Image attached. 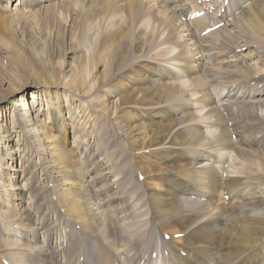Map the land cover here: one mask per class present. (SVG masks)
Masks as SVG:
<instances>
[{
    "label": "bare ground",
    "instance_id": "obj_1",
    "mask_svg": "<svg viewBox=\"0 0 264 264\" xmlns=\"http://www.w3.org/2000/svg\"><path fill=\"white\" fill-rule=\"evenodd\" d=\"M188 1L0 0V58L19 49L16 15L39 16L38 10L52 9L62 21L59 38L66 36L72 44L75 30L83 35L72 50L59 49L56 61L26 67L27 77L16 89L0 78V111L6 110L0 117V264H264L256 254L258 242L264 241V221L234 215L249 198L242 173L247 162L256 169L251 176L264 178V111H256L264 108V0ZM194 13L199 14L187 19ZM228 25L231 29L222 34ZM237 34L244 39L231 45ZM90 38L95 39L92 52ZM227 45L235 51L232 56ZM95 65L104 71L93 73ZM225 72L231 81L217 82L226 90L214 93L216 80L208 73ZM26 91L35 92L30 103L22 99ZM219 92L225 102L214 101ZM104 127L120 140L128 159H138L128 163L127 171L142 176L136 185L146 199L139 215H147L162 233L153 250L146 242L148 249L131 258L110 242L118 226L111 219L101 226V204L91 201L94 176L83 166L91 144L98 148L100 139L106 142ZM12 142L22 145L20 168L15 162L20 149H13ZM98 162L108 169V176H99L107 182V194L118 190L125 175L109 168L103 157ZM41 172L50 180L57 217L63 218L58 227L49 224L47 205L38 199L33 176ZM52 180L61 186L55 188ZM56 191L64 199L57 200ZM182 198L199 205L197 215L185 211V225L178 217ZM134 206L120 208L123 223L131 213L138 217ZM33 207L40 209L37 216ZM173 223H180L178 238L170 232ZM61 229L66 247L55 238L50 243ZM236 254L239 261L229 263L227 257Z\"/></svg>",
    "mask_w": 264,
    "mask_h": 264
},
{
    "label": "rangeland",
    "instance_id": "obj_2",
    "mask_svg": "<svg viewBox=\"0 0 264 264\" xmlns=\"http://www.w3.org/2000/svg\"><path fill=\"white\" fill-rule=\"evenodd\" d=\"M184 1L189 2L188 0H184ZM195 1H197V0H194V1L191 0L190 2H195ZM13 6L14 5L12 4L11 8H13ZM224 9H225V11H227V13H230V11H229V10H231L230 6H229V8H224ZM224 9L222 8L221 11H223ZM51 10L52 9H49L48 13L43 14L44 13L43 10L40 9V10H38V12H40L39 16L32 15V14L28 15L27 17H26V15H18V16L16 15V17L14 19V26H16V28L18 30V35L20 36L19 37V39H20L19 49L18 50L12 49L10 52L5 53L4 57L0 58V78L4 79V81H6L11 88L16 89L18 82L21 79L27 77V71L29 68H31V67H33L35 69L40 68L42 66L43 61L44 62H48L47 60L56 61V57L58 55L57 51L59 49H61L62 47H65V52H67L68 50H72L74 47H76L77 44L83 42V39L81 37L83 35L80 34L77 30H75V32H74L72 44H69V43L67 44L66 36H65V39L59 38V36H60L59 34L62 30V27H61V25H59L58 22H60L61 19L58 18V16H56V13H52ZM72 12L74 13L75 11H72ZM71 15H73V14L71 13ZM71 15H69V17H68V23H70V20H71L70 16ZM184 19H185L184 16H182L181 20L184 21ZM226 28L227 29H224L221 31L222 34L231 29L229 27V25ZM1 31H2V29H1ZM228 34H230V33L224 34L225 35L224 37L225 38L228 37ZM233 37L234 38H232L230 41L231 45H236L237 42H241L244 39V37L242 35H239V34H237L236 37H235V35H233ZM91 38L88 40V42L91 45L90 46L88 45V46L90 47L89 49L92 52L95 49V39H91ZM85 42H87V41H85ZM261 46H262L261 44H256V47L258 49H260ZM228 47H229V45H227L226 50H227L228 54L232 56L235 51L234 50L229 51V49H227ZM86 50H87V48H86ZM204 54H208V51L206 52V50H205ZM149 55H150V53H148V55H147V53H144V55H141V56H149ZM205 61H207L206 58H204V62ZM1 65L4 66V69H2ZM26 67H27V71L25 69ZM235 69H239V67L236 66ZM100 71H104L103 65H100V66L95 65L92 68L93 73L99 74ZM247 71H249L248 67H246V72ZM208 74H213V76L216 80L215 82H213L211 84L210 90L214 91V93H217V91H221V93H224L226 90L225 89L226 86H223L222 84H219V83L224 84V83L230 82L232 75L228 74L227 72L222 73L221 75L215 74V73H208ZM206 77H210V76L207 75V73H206ZM217 82H219V83H217ZM229 84H231V83H229ZM233 86H235V85H233ZM0 91H2L1 85H0ZM33 92L34 91H26V95L24 94L25 96H23V98H22V94H19L18 98H19V100L21 98L24 99V101L27 100L28 103H30V101L33 99L32 98ZM218 94L219 95L215 97L214 101L217 103L225 102V100L222 101L220 99L221 98L220 92ZM36 100H38V99H36ZM4 111H6V110H4ZM256 111L263 113L264 108L258 106V107H256ZM3 112L0 111V113H1L0 117L2 116ZM223 115H225V117H228V115H226V111L223 112ZM236 117L238 118L239 116L237 115ZM6 118L10 121V122L8 121V123L13 122L11 116L7 115ZM229 123L231 124V122H229ZM104 128H102V129H104ZM110 134L111 133L107 128H105L103 130V132L101 130V135L102 136L104 135V137L107 140H106V142H105V140H103V142H105L103 144V142L101 143V139H100V143L98 144V148H97V146L95 147L96 142H93L91 144L92 145V148H91L92 154H90V156H89V160H88L89 162L83 166H84L85 171L90 170V172H92L94 179H95V180L91 179V181L89 182V185H91V186L93 185L94 188L96 189L94 191H90L92 193L91 201H93L96 204H101V207L97 209L100 213V214L98 213V215L104 216V217H102L103 223L101 226L102 227L104 226V228H105L107 226L106 224H108V219H111V221L113 223H115V225L118 226V230L116 232H114L109 237L110 242L112 243V245L114 247H117L120 249L122 256L131 258L133 255L138 254V253H143L145 250L148 249V244H146V242L152 243L150 248L153 250L155 248L156 242L162 238V233L158 228L153 227L152 224H150L148 222L147 215H143V216L139 215L140 209H141L140 207L144 204L145 199H146V194L143 192L140 185H138V186L136 185V183L141 184L143 182V180L141 179L142 176L138 178L136 173H135L136 172L135 170L133 171V173L131 175H129V173L127 171L128 163H134V162L138 161V159L133 158L134 161H133V159L132 160L128 159L125 151H122V149H121V145L119 144L120 140H116L118 138H116L115 136L113 137ZM69 138H71V140H72L71 136L68 137V139ZM232 138H234V135ZM12 143H11V145H12L13 149H16V148L20 149V151L16 152L17 157H16V161H15L16 162V168H20L21 163L18 161V159H19L18 155H19V153L21 154L22 145L17 147V144H15V142H12ZM261 147H263V146H261ZM111 148H113V149H111ZM86 151L87 150H85L84 152H86ZM119 153H120V155H119ZM102 157L105 159L109 168H111V169L116 168L125 175L123 183L122 184H116V186L117 185L120 186L119 189L118 190L117 189L110 190V194H107V191H106V190H108L107 182L103 183V180L101 178H99V176L101 174H104L105 176H108V174H109L108 169H105L104 165L101 164V162H98L99 160H101ZM182 159L187 160V157L182 158ZM115 163H117V165H115ZM247 165H248V167H245V169H246L245 172H242V173L245 177L247 176L246 178H244L246 181V184H245V186H243V188L248 187V186L250 187V189L248 191L249 194L244 193L249 198L246 199L244 202H242V204H240L239 207L237 206L238 209L236 208L234 215H236V217L238 215V218H239V216H242V217L257 221V222H263L264 221V206H263L264 201H262V202L258 201V200L253 201V200H250V198L255 197L256 199H258V196L261 198H264V178L255 177V175H253V174L252 175L254 177L251 176V173H254V171L256 172V169L254 168L253 165L251 166L249 162H247ZM95 167H99L101 170V173H99V174L95 173L94 172ZM248 174H250V175H248ZM17 176H20L19 179H21V174L19 172H18ZM89 178H91V176ZM33 179H34V184L37 185L36 187H37V191L39 193L38 199H40L41 202H44L43 206L47 205L43 209L44 215L50 217V222H49L50 225H53V226L57 225V227H58V225L62 224L60 220H63V218L59 219L57 217L56 212H55L57 209L54 207V203L51 200V190L49 188L50 180L42 172L39 173L38 175L34 174ZM259 179H260V181H259ZM256 180H258V181H256ZM19 182H20V185L25 184L24 180H20ZM257 182L260 184H257ZM52 183L55 185V188L57 186H61L60 183L54 182L53 180H52ZM98 184H99V186H98ZM39 189H40V192H39ZM121 189H123V190H121ZM99 193H100V195H99ZM250 193H252V194H250ZM97 194H98V196H97ZM126 194L129 196H126ZM43 195H44V197H43ZM56 195H57V200L60 198L64 199L63 195L61 193H58V191H56ZM27 196H28V192H24L22 197H23V200H26V202L28 200ZM41 196H42V199H41ZM34 200H35V197H34ZM111 203L112 204L114 203V204L112 205ZM245 203H246V205H245ZM104 205H105V208H103ZM120 205H121V207H120ZM133 205H135L134 207H135L136 213H137L139 218L136 217L134 213H131L130 214L131 218L128 219L130 221V222L128 221L129 224L128 223L125 224V223H123V222H125V219L123 217L120 218V216H122V214H120L119 211L122 209V206L128 208V207H131ZM109 206H110V208H109ZM198 206L199 205L196 203L195 200L191 201V200H188L186 198H182L179 201V203H178V212H179L178 217L181 220H183L184 225L187 224V222H188V219L184 215L185 211L187 209H192V210H195V212H196L195 213L194 211H192V213L197 215L198 214V212H197ZM242 209H243V211H242ZM30 210L32 211L34 216H37L38 214H36V213H38L40 211L39 208H34V207H33V209H30ZM107 210L110 211L111 217L109 216V212H107ZM106 215H108L109 217L108 216L106 217ZM116 215H117V217H115ZM118 217H119V219H118ZM113 219H115V220L117 219V220L115 221ZM126 222H127V219H126ZM152 222H154V221H152ZM132 223H134V226H130V225H132ZM15 226L16 225H13L11 229L15 230L16 229ZM119 226H120V228H119ZM127 228L131 229V230H128ZM132 228H133V230H132ZM119 229H120V231H119ZM76 230H79L78 227H76ZM127 230H128V233L126 232ZM179 231H180V223H173L172 224V230L170 231L171 234H175ZM64 233H65L64 230H62L61 232H58L57 235L50 237V243H52L53 238H55L54 242H57L56 244L58 246L59 245L64 246L66 244V240L64 239L65 238ZM38 234H39L38 235L39 237H40V235H43L40 231L38 232ZM221 234L222 235L224 234V230L221 231ZM108 236L109 235L105 233V237H108ZM167 237H168V239L170 238V236L166 234L165 239H167ZM258 244H259V246H258L259 250L256 252V254L260 258V260L262 262H264V241H259ZM64 247H66V246H64ZM251 251H249V254ZM240 253H242L244 256V252H240ZM60 254H61V258H64L67 255L65 252H60ZM244 257L246 260V256H244ZM234 260L239 261L237 258V254L227 257V261L229 263H231ZM246 263L249 264L248 261H246Z\"/></svg>",
    "mask_w": 264,
    "mask_h": 264
}]
</instances>
